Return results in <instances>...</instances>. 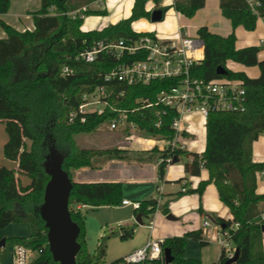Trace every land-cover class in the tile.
I'll return each instance as SVG.
<instances>
[{
  "label": "trees",
  "instance_id": "16d2710c",
  "mask_svg": "<svg viewBox=\"0 0 264 264\" xmlns=\"http://www.w3.org/2000/svg\"><path fill=\"white\" fill-rule=\"evenodd\" d=\"M95 0H41V7L31 11L35 28L19 31L0 17V26L7 37L0 38V121L5 123L8 140L4 155L18 163L8 168L0 163V229L11 223H29L30 237L15 236L6 239V247L21 244L37 252L30 264H60L54 261L49 249L48 230L38 208L44 200L46 184L50 179L44 161L51 148L65 157L63 168L69 173L73 188L69 208L72 218L80 226L78 241L81 245L77 264H119L124 258L106 263V239L101 237L97 252L87 249L86 213L79 206L93 208L120 205L123 201V183L120 181L80 182L73 178V171L82 167H94L109 160H128V150L118 146L104 149L80 147L75 135L96 130L118 111L106 108L102 114H87L86 122L69 121V114L82 102L85 93L93 92L106 84L114 89L111 101L125 111L128 123H134L141 136L151 139L172 140L176 131L172 123L177 113L162 105L144 106V100L156 101L162 90L177 84V79H156L149 84L127 85L120 81L106 82L107 74L119 62L132 61L139 56L117 59L108 52H101L92 62L77 60L76 56L91 48L98 41H132L153 32L136 31L133 22L149 18L146 9L149 0H136L132 14L102 29L82 30L84 17H74L71 12L87 6L84 15H105L106 9L92 10L88 6ZM160 5L161 0H153ZM206 0H174L173 7L187 17H193L205 5ZM222 13L231 20L235 29L243 26L254 30L259 18H264V0H220ZM11 0H0V16L9 12ZM205 41V57L194 64L191 73L195 77L213 79L238 78L247 89L244 111H219L210 113L206 126V148L203 153L181 148L154 146L146 161L161 158L159 174L164 178L169 163L166 159L192 155L185 161L188 174L200 175L203 168L209 171V180L202 181L196 189L202 193L209 182L217 186L220 199L229 207L232 218L217 217L216 221L232 230V242L239 248V257L232 264H264L263 230L264 193H258L257 174L264 170V162L253 159V144L264 133V58H260L261 46L237 48L234 31L224 36L212 32L207 26L198 29ZM229 61L246 67L257 66L259 75L251 77L244 70L228 68ZM72 68L69 75H62L64 66ZM224 66L226 74H219ZM122 93V94H121ZM131 127L124 131L132 134ZM186 131L179 140L191 138ZM27 140L31 141L30 147ZM54 145V146H53ZM17 173L27 175L30 182L23 184ZM159 207L154 198L141 201L137 214L150 215ZM164 211H168L167 208ZM135 228L120 227L122 238L132 237ZM113 234L116 231H112ZM204 243L203 230H193L182 236L169 237L162 243L163 256L151 260V264H202L200 258H186L185 249L190 240ZM172 260L167 263L165 250ZM1 252V249H0ZM224 251L216 264H225ZM146 264V263H127Z\"/></svg>",
  "mask_w": 264,
  "mask_h": 264
},
{
  "label": "crops",
  "instance_id": "0c3cea01",
  "mask_svg": "<svg viewBox=\"0 0 264 264\" xmlns=\"http://www.w3.org/2000/svg\"><path fill=\"white\" fill-rule=\"evenodd\" d=\"M135 1L95 0L88 7L92 10L106 9L107 13L105 15H94V20H85L88 16L85 15L82 30L89 31L93 29L92 24L102 29L109 24L128 18L132 14ZM173 3L174 0H166L165 2L161 0L160 5H157L153 0H149L146 4V9L152 12L151 9L166 8L165 19L168 10L174 11L177 17L176 26L170 23L164 24L165 19L163 22H153L150 15L149 19L151 21L146 17L141 18V20L147 21L148 24L139 31L153 32L160 36L197 35L198 29L202 26H207L212 32L224 36L234 31L237 37V48L252 45L261 46L262 49L259 56L264 58V18L258 19L255 30L250 31L243 26H238L234 29L231 20L222 13L220 0H206L205 5L193 17H187L178 12L173 7ZM40 7L41 0H11L9 12L0 17L19 31L33 30L35 28L34 19L29 12L36 11ZM86 21H88V26L85 24ZM5 37H7V33L0 26V38ZM237 65L241 66L240 70L246 71L251 77L259 75L257 66L246 67L238 63ZM200 122L201 115L197 113L187 118L183 124L190 126L191 131L187 133L191 134L192 137L182 139L186 144L185 150L198 152L199 154L203 153L206 148L207 134L206 127H203ZM166 145L167 143L163 139H151L131 134L126 136V140L123 144H119L118 147L136 151L150 150L154 146H158L161 150H164ZM187 159L192 160V155L184 159L183 156L179 157L177 162H169L165 169L164 178H161L159 174V164L162 159L156 157L152 162L146 160L141 162L135 160H112L113 166L106 165L101 170L82 169L79 172L81 176L75 180L80 182L120 181L123 183V200L143 201L148 198H154L158 201L159 207L154 213L142 215V224L137 222L136 217L138 214L134 208L130 205H122V203L118 205L124 209L123 218L119 221L121 227L130 228L133 226L135 228L134 240L138 238V242L130 248V251L144 248L154 238L166 239L182 236L193 230H203L202 241L204 243L190 239L186 245L185 257L200 258L202 264H216L222 251L218 240L220 224L216 221V218L219 216L231 219L232 214L229 207L220 199L214 182L207 183L202 193L196 190L202 181L209 180V171L207 168H203L200 175L188 174L185 169V161ZM253 159L256 162H264V133L253 144ZM104 172L105 174H103ZM97 173L102 174L97 175ZM257 191L258 193H264V180L259 178ZM111 207L104 205L93 208L85 205L82 210L90 208L108 209ZM165 208L168 209L167 212L164 211ZM207 218L211 219L209 225L204 224ZM31 232L29 223H11L7 227L0 229V239L15 236L29 237ZM13 246L0 248V264H15Z\"/></svg>",
  "mask_w": 264,
  "mask_h": 264
},
{
  "label": "built area",
  "instance_id": "2783aa9c",
  "mask_svg": "<svg viewBox=\"0 0 264 264\" xmlns=\"http://www.w3.org/2000/svg\"><path fill=\"white\" fill-rule=\"evenodd\" d=\"M86 10L87 6H83L72 11L71 14L75 17L80 13L84 17L83 13ZM153 10L151 9V11ZM104 51L119 60L130 56H139L136 60L119 62L105 74L106 82L117 80L127 85H134L149 84L156 79H177V84L168 90H162L157 95L156 101L144 100L143 105V107L162 105L176 111L177 115L172 123L176 134L172 140L163 139L167 143L166 147L181 149L186 147L185 142L180 141L178 135L183 131H191L190 126H185L183 123L192 114H200V123L206 127L212 112L244 111L246 109L247 89L243 80L226 76L204 79L192 75V66L201 63L205 57V41L198 34L174 36L149 34L132 41L124 39L108 42L98 41L91 48L82 50L76 59L92 62ZM227 66L236 70L229 64ZM72 72V68L67 65L61 71L62 75H69ZM113 94L114 89H108L106 84L100 85L93 92L85 93L82 102L70 112L69 121L86 122L87 114H102L106 108H109L118 111V115L109 121L110 129L125 130L128 126L136 129L134 123H128L125 111L116 108V105L111 101ZM166 160L171 162L173 157ZM258 178L264 180V170L258 172ZM122 205H130L138 209L141 207V201L124 199ZM83 206H79V208ZM262 220H264V213ZM210 222L211 219L207 218L204 224L209 225ZM238 226L239 222H235L229 228L220 225L218 240L228 259L232 258L236 252V246L232 242L231 236L232 230ZM164 240L163 238L151 239L144 248L126 255L123 260L126 263L151 264V260L163 256L162 243ZM13 247L15 264L31 263L30 249L21 244H16Z\"/></svg>",
  "mask_w": 264,
  "mask_h": 264
},
{
  "label": "rangeland",
  "instance_id": "374dc122",
  "mask_svg": "<svg viewBox=\"0 0 264 264\" xmlns=\"http://www.w3.org/2000/svg\"><path fill=\"white\" fill-rule=\"evenodd\" d=\"M94 17H95L94 15H88L85 20H94ZM147 19L150 20L149 18ZM87 22L88 21H86L85 24L88 26ZM167 23H170L173 26H176L177 24L176 14L172 10H168L167 12V16H166V19L164 20V24H167ZM147 24H148L147 21L141 20L140 18L134 21L132 26L134 30L139 31L142 27L146 26ZM86 25H84V27H86ZM92 27L94 28L91 30L99 28V26H95V24H92ZM155 29L157 28L155 27ZM228 64L231 65L236 70L237 69L240 70L242 68L241 66L237 65V63H234L232 61H229ZM131 132L132 134L140 135L137 129H131ZM126 136L127 135H125L123 130H112L110 129L109 122H105L104 124H102L101 126H99L96 130L92 132L76 134L75 139H76L77 145L80 147L104 149L106 147H113V146H118L119 144H123V142L126 140ZM7 140H8V134L5 129V123L0 121V163L3 166H6L8 168H17L18 163L16 161L8 159L4 155V144L6 143ZM27 145L28 147H30L31 145L30 140H27ZM125 154H127V156L129 157L128 159L129 161L135 160V161L141 162L147 159V157L149 156V151L148 150H136V151L128 150ZM184 158L185 156H183V159ZM106 165L113 166L112 160L105 161L102 164L98 161L96 162V165L94 167H82L80 169H76L73 171V178L75 180L79 176H81L79 175V172L84 168H89L90 170H101ZM100 174L102 173H97V175H100ZM103 174H105V172ZM17 177H19V179L22 181L23 184H27L30 182V178L27 175L17 173ZM112 207L108 209H92V208L84 209V212L86 213L85 227H86V240H87L88 251L91 254H95L97 252V246L99 244L101 237L109 236L106 239V244H107L106 245V255H105L106 263L114 262L115 260L124 258L126 255L134 252L135 250L130 251V248L136 242H138V238L134 240V236L128 237V238H122L120 236V232H119L120 229L118 228L121 227V225L119 221L120 219L123 218L124 209L119 207L118 205H115ZM131 207L134 208L133 206ZM113 230H116L115 234L112 233ZM2 239L3 238H1L0 240ZM154 239H161V238H154ZM9 247L10 246H8V248ZM36 255H37V252L30 250L31 260ZM119 264H127V263L123 260Z\"/></svg>",
  "mask_w": 264,
  "mask_h": 264
},
{
  "label": "water",
  "instance_id": "95a60500",
  "mask_svg": "<svg viewBox=\"0 0 264 264\" xmlns=\"http://www.w3.org/2000/svg\"><path fill=\"white\" fill-rule=\"evenodd\" d=\"M166 8H156L151 12V20L160 22L165 19ZM219 74H226L227 69L220 66ZM65 157L62 153L51 148L50 153L44 161V168L50 179L46 184L44 200L38 211L45 222L48 230L49 249L54 261L60 264H77V255L81 245L78 241L80 226L72 218L69 201L73 188V181L69 173L63 168ZM179 157L174 156L173 162ZM137 222L143 223L142 215L138 214ZM264 231V225L262 226ZM6 246V239L0 240V248ZM167 263L172 260L169 249L165 250ZM239 257V248H236L235 255L229 258L225 264L234 263Z\"/></svg>",
  "mask_w": 264,
  "mask_h": 264
}]
</instances>
